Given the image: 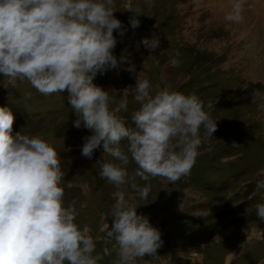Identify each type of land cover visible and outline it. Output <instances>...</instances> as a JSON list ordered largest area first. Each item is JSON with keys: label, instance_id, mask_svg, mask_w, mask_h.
<instances>
[{"label": "rangeland", "instance_id": "rangeland-1", "mask_svg": "<svg viewBox=\"0 0 264 264\" xmlns=\"http://www.w3.org/2000/svg\"><path fill=\"white\" fill-rule=\"evenodd\" d=\"M128 2L115 0L113 13L127 29L123 37L114 30L113 55L125 62L98 74L93 83L109 91L114 101L111 108L118 106L127 90V111L117 115L128 125L140 107L134 99L140 73L153 85V94L168 88L198 96L217 129L208 137L201 128L200 154L191 174L175 184L161 177L141 180L130 158L128 194L136 198L137 214L148 217L163 240L158 258L145 256L135 264L144 260H152L151 264H264V223L259 222L255 208L264 203V190L256 187L258 170L264 169V9L257 8L255 0L257 9L245 0V21L231 24L223 17L232 0H131L134 13L128 11ZM212 9L221 15L219 22L213 19ZM135 14L140 27L133 30L129 19ZM153 36L159 37L158 49L140 44L142 38ZM133 65L134 72L124 70ZM67 95L65 91L43 96L27 81L13 86L0 76V107L12 110V135L39 136L55 149L64 172L65 202L76 201L77 223L91 226L93 237H99L97 252L102 253L112 245L99 232L101 216L110 211L117 189L100 176V164L111 158L103 157L102 149L95 150L91 159L81 155L83 137L92 133L83 122L80 128L74 127L78 117ZM121 147L126 152L127 142L122 141ZM65 182L73 187L67 188ZM132 183L151 184L146 200L131 188ZM115 258L112 252L101 264H112Z\"/></svg>", "mask_w": 264, "mask_h": 264}, {"label": "clouds", "instance_id": "clouds-1", "mask_svg": "<svg viewBox=\"0 0 264 264\" xmlns=\"http://www.w3.org/2000/svg\"><path fill=\"white\" fill-rule=\"evenodd\" d=\"M126 7L133 12L131 0ZM114 9L115 0H0V76L13 86L27 81L43 96L67 91V102L78 117L74 127L83 122L92 133L83 137L81 155L91 159L102 149V156L111 159L100 164V176L117 189L99 226L112 248L97 252L99 237H93L90 225L77 223L76 201L65 202L64 172L55 149L39 136H13L12 110L0 107V264H101L112 252V264L158 258L161 232L137 214L136 198L128 194L126 166L131 158L141 180L161 177L175 184L191 174L200 154L201 128L208 137L217 130L198 96L168 88L153 94V85L140 73L134 94L140 107L132 113L131 125L117 115L127 111L126 89L118 106L110 107L114 101L109 91L93 81L125 62L113 55L114 30L121 37L127 31ZM244 11L245 0H232L224 21L241 24ZM136 17L129 19L133 30L140 27ZM140 44L154 51L160 40L142 38ZM124 70L134 72L135 66ZM122 141L127 142L126 152ZM257 176L256 187L264 190V169ZM65 186L73 187L70 182ZM130 186L141 199L148 198L150 183ZM255 208L264 223V203Z\"/></svg>", "mask_w": 264, "mask_h": 264}, {"label": "bare ground", "instance_id": "bare-ground-1", "mask_svg": "<svg viewBox=\"0 0 264 264\" xmlns=\"http://www.w3.org/2000/svg\"><path fill=\"white\" fill-rule=\"evenodd\" d=\"M255 1H256L255 3L258 4V7L255 5L254 0H251V3L255 5V6H254V9H255L256 7H257V8L260 7V8L263 10V9H264V5H263L264 3L262 4L263 1H262V0H255ZM259 5H260V6H259ZM261 5H262V6H261ZM257 8H256V9H257ZM255 11H256V10H255ZM260 11H261V10H260ZM211 12H212L211 15H212L213 19H214V20L216 19V21L219 22V16H221V15H220V14H216L215 11H214L213 9L211 10ZM261 15H262V13H261ZM214 16H216V17H214Z\"/></svg>", "mask_w": 264, "mask_h": 264}]
</instances>
